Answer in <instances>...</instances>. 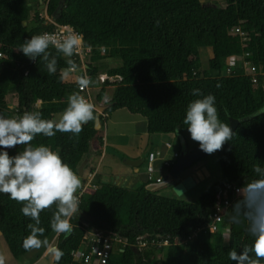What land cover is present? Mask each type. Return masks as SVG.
Here are the masks:
<instances>
[{
    "label": "trees",
    "instance_id": "1",
    "mask_svg": "<svg viewBox=\"0 0 264 264\" xmlns=\"http://www.w3.org/2000/svg\"><path fill=\"white\" fill-rule=\"evenodd\" d=\"M28 4L29 0H0V114L16 117L39 111L42 118L55 119L67 107L68 95L78 92L77 81L83 74L62 80L60 69L67 67L69 58L55 48L49 51L57 56L56 74L48 73L42 58L32 62L18 51L24 40L55 29L38 11L32 14L35 8ZM46 13L57 24L84 35V44L91 49L87 58L91 87H99V74L123 78L120 85L106 83L94 96L102 102L113 88L106 103L108 117L127 110L147 121L151 136L182 133L187 130L184 119L189 103L201 98L192 92L199 89L215 97L223 123L241 121L223 149L215 152L221 178L193 203L148 191L151 181L137 189L101 182L86 189L79 198V212L71 218V232L58 237L53 264H80L73 254L91 252L88 233L92 228L127 241L112 251L106 264H235L228 252L239 251L252 241L246 223L231 221V207L215 233L205 227L215 206L223 204L221 193L228 190L231 199V187L251 180L255 165L264 167V115L256 116L264 109V0H224L222 6L201 0H48ZM236 28L244 37L230 34ZM201 49L208 53L204 69ZM233 57H244L254 66L256 82L243 70L223 75ZM71 59L78 64L74 56ZM106 61L118 65L108 68ZM12 92L18 102L16 114L7 101ZM39 101L42 106L36 109ZM94 115L79 135H38L32 144L59 152L77 175L94 150L98 154L103 150V133L95 128L96 118L103 119L97 111ZM22 149L18 145L8 151L15 156ZM22 207L0 193V232L16 260L35 249L24 247L30 235L28 224L35 222L23 215ZM55 210L54 205L40 214V227L45 229L41 241L54 232L50 222Z\"/></svg>",
    "mask_w": 264,
    "mask_h": 264
},
{
    "label": "clouds",
    "instance_id": "2",
    "mask_svg": "<svg viewBox=\"0 0 264 264\" xmlns=\"http://www.w3.org/2000/svg\"><path fill=\"white\" fill-rule=\"evenodd\" d=\"M81 42L82 36L72 29L59 37L45 32L24 40L18 51L32 62L42 58L48 73L56 74L57 56L49 51L55 48L58 54L69 58L67 67L60 69L63 80L79 69L71 58L79 52ZM77 83L81 91L68 95L67 107L59 120L44 119L39 111H25L16 117L0 114V193L8 194L12 200L21 203L23 215L35 222L28 224L30 235L24 240L25 249L39 248L42 243H47L40 239L45 232L40 227L41 212L55 205L50 224L56 233H70L71 218L79 212L76 192L80 180L76 173L63 161L59 152L43 144H32L38 135L52 137L57 132L79 135L83 126L95 119V106L81 94L91 80L87 75H81ZM192 94L201 98L189 103L184 124L200 150L208 155L214 154L223 149L232 138L233 131L220 120L213 95H203L199 89H194ZM261 115H264V109L256 114ZM18 145L23 146L22 151L11 156L8 149ZM253 172L255 176L236 189L238 199L231 209V221L246 223L252 238L251 243L239 251L232 248L228 252L229 259L235 264H264V167L257 164ZM0 264H4L3 258H0Z\"/></svg>",
    "mask_w": 264,
    "mask_h": 264
},
{
    "label": "rangeland",
    "instance_id": "3",
    "mask_svg": "<svg viewBox=\"0 0 264 264\" xmlns=\"http://www.w3.org/2000/svg\"><path fill=\"white\" fill-rule=\"evenodd\" d=\"M30 4L33 8L32 10V14H34V12L38 11L40 16L43 17L46 21L48 22H53L54 20L50 17H48L46 10H47V2L48 0H29ZM202 3H214L216 5L222 6L224 5V0H201ZM208 57V53L206 52V50L202 49L201 50V58H202V64L203 66H207L208 62H207V58ZM105 63H107L106 65H108L107 67H114L118 65V62L115 61H106ZM81 75V71L78 72ZM249 75H251L252 72H248ZM223 75H226L225 73H223ZM98 93V91L96 89H93L91 91V95L93 97V101H94V96H96ZM113 94V89H109L107 90V98L109 100V98H111ZM8 105L10 107V109L14 110L15 114L18 108V102H17V98L14 92L10 93L9 97H8ZM104 103H106L104 101ZM41 107L40 102L36 104V109H39ZM97 112L99 113V116H103V109L102 108H97ZM103 113V114H102ZM114 114V113H113ZM61 114H58L55 116V120H59ZM111 120L109 121V125H108V132L110 133V135H115L114 137H116L115 139L119 138L120 140L122 139L121 134L124 133L125 136L130 134L132 131H130V128H132V126L129 125V122L127 121L130 118V115L128 113V111L126 112V110H124L123 112L119 111L117 113H115L114 115H111ZM139 117V116H138ZM110 118V117H109ZM108 118V119H109ZM141 118V117H140ZM119 121L121 122H125L123 125L119 124ZM103 126H99V130H102ZM173 134H177L179 136L178 139H174V141L172 142V149H166L165 150V155L164 158L165 160H167L168 162L174 163L175 159H174V153H181V150L184 146V143L187 144L188 146L193 147L194 149H200V146L197 142L193 141L191 139L190 133L186 130L182 133H173ZM170 135V134H169ZM164 135H161L160 137L158 136H154V138L152 136H148L146 135V137L149 139V137H151L152 140H150L151 142L153 141V148H155L156 150H160L162 148L163 142H165L167 140V137H163ZM140 137L138 138V136H135V138H131L129 144L130 147H125L126 152H133L135 151V147L137 143H140V146L144 145V140L147 142V139H142L139 140ZM125 141H127V139H124ZM142 145V147H143ZM147 145V144H146ZM135 146V147H134ZM138 145V147H140ZM143 149V148H142ZM145 149V148H144ZM141 151V150H140ZM141 153V152H140ZM143 153V152H142ZM109 157L114 158L113 156H111L109 154ZM116 160V162H119L125 166L128 167V163L126 164V160L127 158H125L124 160H121L119 157L117 159L114 158ZM90 165L89 163H87L84 171V181H85V186L84 188H86L87 186H89L90 188H94L95 186V182H96V178L95 175L91 172L88 171L89 168L95 169L96 168V162L93 163V166ZM121 166V165H120ZM196 167H200L203 168L205 167L209 173V175L203 179L202 177L199 176V178L197 179V184L195 187H193L191 190H189L187 193H185L183 196H177L173 189L171 187L165 186L162 187L161 189L157 190L156 193L160 196H164V197H168V198H175V199H179L182 201H186L189 203H193L195 201H197L201 195H203L204 193H206L213 185L214 183L219 180L222 176V170H221V166L219 164V160L217 158V156L214 154H211L207 157H205V159H203L202 161H198L196 162L191 168H189L188 170H186L187 173H193L194 172V168ZM160 173L159 174H154L153 175V179L151 180V182H156L158 176H161V178H165V174L166 171H168L169 169L164 168L163 166V162L161 163V167H160ZM112 169V168H111ZM110 169V165L107 161H105L103 168L100 172H102V177L104 178V181L109 184L112 183V174H111V170ZM144 171V169H143ZM202 173L203 171L200 170ZM106 172L107 175H104L103 173ZM90 174H92V176H90ZM203 175H205L203 173ZM107 177V178H105ZM92 182V184L90 185V183ZM129 187V186H128ZM83 188V189H84ZM86 190V189H85ZM80 193V192H79ZM88 226V225H87ZM89 233H92V235H95V232L90 231ZM56 234V232H53L52 236H54ZM146 236H144L145 238ZM225 239H228L229 234L225 233L224 234ZM119 242H114L113 246L114 249L116 247H118ZM141 246V245H140ZM55 250H48L47 251V255H50V257H52L55 253ZM0 258H3L4 264H21V261H23V259L25 260V257H22L20 260H16L12 254L10 253L4 239L2 238V236H0ZM41 264H51L50 260L45 259Z\"/></svg>",
    "mask_w": 264,
    "mask_h": 264
},
{
    "label": "crops",
    "instance_id": "4",
    "mask_svg": "<svg viewBox=\"0 0 264 264\" xmlns=\"http://www.w3.org/2000/svg\"><path fill=\"white\" fill-rule=\"evenodd\" d=\"M201 50H200V53H201ZM201 60H202V58H201ZM207 62H208V59H207ZM205 67L206 66H203V64H202V69H204ZM110 89H113V88H110ZM104 101L107 103L108 98H106ZM104 101L99 102L97 100V102L100 104V108H102L103 110L105 109L104 110V112H105L107 109V105H106V103H104ZM39 102H40V105L42 106V102L41 101H39ZM95 111H97V110H95ZM119 111L123 112L124 110H119ZM119 111H117V112H119ZM117 112H115V113H117ZM126 112H127V110H126ZM114 114H112V115H114ZM97 115L99 116L98 112H97ZM129 115H130V118L127 121L129 122V125L132 126V128H130V131H132V132L126 136L124 133H122L121 136H122L123 140H120L119 138L115 139L116 138V137H114L115 135H110V133L108 132V125H109V121L111 120L112 116H110V118H109L107 116V114L104 113L103 116H101L103 120H100V118L97 117L100 120V125L103 126L101 131H102L103 137H104V146H103V150L101 151L100 154L95 153L96 151L94 150L93 154H91L89 159H87L88 163L92 166H93V163L96 162V168L95 169H93L92 166H91L92 168L88 169V171H91V169L93 170L92 173L95 175V178L97 177L96 182L106 183L104 181V178L102 177V172H100V171L102 170L105 161H107L110 165V169L112 168L110 170L111 174H112L111 175L112 176V180H111L112 183L111 184L117 185V184H119L120 180L122 178H124V182L126 183L127 187L129 186L128 187L129 189H137L142 184L147 183L149 181V175H148L147 170H146L147 163H148V157H149L148 155H150L151 153H156L157 159L155 161V168H156V174H159L160 169H161L160 168L161 163L164 161H167L164 158V156H166L165 150L166 149H172V142L174 141V139L179 138V136L177 134H170V135L169 134H156V135H153L152 136L153 138H154V136L160 137L161 135H164L163 137H167V140L165 142H163L162 148L160 150H156L155 148H153V146H154L153 141L152 142L150 141V140H152L151 137H149V139L146 137V135L149 136L147 121L143 118L132 115L131 113H129ZM124 123H126V121L125 122L119 121V124H121V125H123ZM135 136H138V138L140 137L139 140L147 139V142L144 140V145L142 143L143 147H142V145L140 146V143H137L136 147L134 146L135 151H133L131 153L126 152L125 147H130V145H131V144H129L130 139L135 138ZM124 139H127V141H125ZM138 145L140 147H138ZM107 147L117 151L120 155L123 156V158H127L128 164L127 163L126 164L128 165V167L119 163V162H116V160L114 158H116L117 156L110 154L114 158L109 157V154L105 152V148H107ZM182 150L196 151L198 149H194L193 147L188 146L187 144L184 143ZM117 159H118V157H117ZM121 160H123V159H121ZM134 161H139V163H140L138 165V168H139L138 173H134L133 169L135 166L130 164ZM143 169H144V171H143ZM199 170L203 171V173L205 174V178L209 175V173L205 167H203V168L196 167V168H194L193 173L185 172L182 178L184 179L187 176H193L197 182L198 178L195 175H196V171H199ZM103 174L107 175L106 172H104ZM126 177H130V179H127ZM152 177H153V175H152ZM160 177L161 176H158V178H160ZM105 178H107V177H105ZM134 180H136V183L134 185H131V183ZM91 184H92V182L90 183V185ZM107 184H109V183L107 182ZM60 234L61 233H56L54 236L51 235V237L48 240H46L47 243H43V244H41V246L39 248H35L31 252H29L25 256L26 259L25 260L23 259V261H21V264H41L45 259L50 260L51 264H53L54 259H55V254L52 257H50V255H47L46 253L48 250H50V249L52 250L53 247H56L57 240H58V237L60 236ZM0 236H2L1 232H0Z\"/></svg>",
    "mask_w": 264,
    "mask_h": 264
},
{
    "label": "built area",
    "instance_id": "5",
    "mask_svg": "<svg viewBox=\"0 0 264 264\" xmlns=\"http://www.w3.org/2000/svg\"><path fill=\"white\" fill-rule=\"evenodd\" d=\"M50 23H52L55 26V29L53 31H45V32L55 34L58 37L64 33H66L69 29H72L75 31V29H73L72 27L65 26V25H59L55 21L50 22ZM45 32H43V33H45ZM75 32L82 36V42L80 45L79 52L76 55H74V57L76 59H78L79 69L76 72L72 73L71 76L80 75L78 73L79 71L82 72L81 74L87 75V69H88L87 58L91 53V49L85 46L84 35L78 31H75ZM230 34L232 36L244 37V33L241 31L240 28H236L234 31H231ZM2 58H3V55H2V53H0V59H2ZM0 68H1V64H0ZM241 70L244 71V74L246 76H251L254 79V82H256V78L258 76V73H256L254 66H252L250 63L245 62L244 57H233L229 61L226 72H224V73L226 74L225 76H230V75L238 74ZM248 72H252L251 75H249ZM0 73H1V71H0ZM97 81L99 83V87L93 88L89 85L86 89H84L81 92V94L84 95L89 100V102H91L95 106V110H97V108H100V104L97 102L95 97H94V101H93L91 91L93 89H96L99 92V90L102 89L106 83H109L110 86L120 85L123 81V78L121 76H110L106 73H103V74L97 75ZM80 91L81 90L78 86V92H80ZM178 157H179V154L175 153L174 154L175 161ZM156 159H157L156 153H151L148 157V163H147L146 170H147V173L149 175V180H152L153 179L152 175H154L156 173V168H155ZM173 164L174 163H171L168 161L163 162L164 168L169 169L168 171H166V175L169 174V171H170L171 166ZM90 176H92V174H90ZM163 180L164 179L160 177V178H157L156 182L161 183ZM87 188H89V186H87L84 189H80L77 192L79 194L78 198H80L83 195V193L85 192V189H87ZM237 188H239V187H237L236 185L231 187L232 194H233L231 199L228 196V190L221 193V194H223V196L225 198L223 201V204L219 203L215 206L214 211H213L212 215L210 216L211 222L209 223V225L207 227H205V229L207 228L210 233H215L218 230L219 226L224 222L225 217L229 214L232 205L238 199V196L236 193ZM91 231L95 232L94 236L92 235V233H88V235L91 236V238H92L91 252L88 255L83 250H79V251L75 252L73 254V259L77 263H80V264H106L108 258L110 257V254L114 250V246H113L114 242H119V244L127 242L125 239L119 237V235H117V234L114 235V238H112L110 236V234L107 232H104L101 230H98V231L91 230ZM229 232H230V230L227 228L225 233L229 234ZM143 239H144V237L140 240H143ZM165 244L167 245L168 243L165 242ZM141 246H145V244H142Z\"/></svg>",
    "mask_w": 264,
    "mask_h": 264
},
{
    "label": "water",
    "instance_id": "6",
    "mask_svg": "<svg viewBox=\"0 0 264 264\" xmlns=\"http://www.w3.org/2000/svg\"><path fill=\"white\" fill-rule=\"evenodd\" d=\"M61 4H63V2ZM28 5L31 6V4H28ZM61 6L59 7V9H61ZM54 19L55 18H53V20ZM23 25L26 26V23H23ZM104 110H103V113H104ZM250 118L251 117L245 118V119H243V121H246ZM240 122L241 121L236 120V119H230L229 127H231L233 134H234V132H235V130H236V128ZM95 124H96V127H95L96 130H99V126H100L99 118H96ZM105 152L108 154L117 156L120 159H123V160L125 159L117 151H115L114 149H111L109 147L105 148ZM207 156H208V154L204 153L200 149H198L196 151L182 150L179 157L176 159L175 163L171 167L169 174L165 175L164 180L161 183L151 182L146 186V189L150 192H155V191L161 189L162 187L168 186V187H171L173 189L174 193L177 196H183L185 193H187L189 190H191L197 184L196 179L193 176H187L184 179L182 178L185 171L187 169H189L190 167H192L197 161H199L200 159H203ZM87 163H88V160L85 159V161L81 164V166L78 169L77 176L80 180V186L77 189V192L80 189H83V187H84V171H85ZM126 163H127V160H126ZM130 164L135 166L133 169L134 173H138L139 172L138 165L140 164L139 161H134ZM195 176L198 178L200 176L203 179H205V175H203V173L200 170L196 171ZM126 178L130 179V177H126ZM117 186L129 189L126 186V183L124 182V178H122L120 180V182H119V184H117ZM92 230L98 231V229H96V228H92ZM53 250H56V247H53Z\"/></svg>",
    "mask_w": 264,
    "mask_h": 264
},
{
    "label": "bare ground",
    "instance_id": "7",
    "mask_svg": "<svg viewBox=\"0 0 264 264\" xmlns=\"http://www.w3.org/2000/svg\"><path fill=\"white\" fill-rule=\"evenodd\" d=\"M136 183V180H134L132 183H131V185H134Z\"/></svg>",
    "mask_w": 264,
    "mask_h": 264
}]
</instances>
